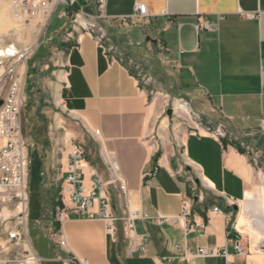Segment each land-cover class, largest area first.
Segmentation results:
<instances>
[{"label": "crops", "instance_id": "obj_1", "mask_svg": "<svg viewBox=\"0 0 264 264\" xmlns=\"http://www.w3.org/2000/svg\"><path fill=\"white\" fill-rule=\"evenodd\" d=\"M64 2L56 3L65 20L57 37H43L49 17L26 61L23 94L38 97L59 129L53 140L64 143L61 155L53 159L55 147L47 152L46 169L57 164L61 183L74 144L83 149L86 190L92 171L105 184L117 169L106 186L115 234L87 213L54 217L51 255L42 259L28 238L38 264H264V244L252 248L240 237L256 230L250 211L257 159L244 142L264 161V0ZM136 3L145 4L144 16L136 15ZM7 8L0 20L8 23ZM87 23L102 26L103 41L82 29ZM42 47L29 73L28 61ZM37 80L42 91L34 88ZM219 125L223 137L215 132ZM258 182L264 201L262 174ZM187 197L188 221L172 222ZM238 204L245 207L235 214ZM130 213L134 237L125 229ZM131 244L144 249L128 254ZM202 248L216 254L197 255Z\"/></svg>", "mask_w": 264, "mask_h": 264}, {"label": "built area", "instance_id": "obj_2", "mask_svg": "<svg viewBox=\"0 0 264 264\" xmlns=\"http://www.w3.org/2000/svg\"><path fill=\"white\" fill-rule=\"evenodd\" d=\"M8 1L13 6L16 15L22 17L23 23L37 20L38 22L34 24L36 28L45 27L48 18L56 9V3L64 2L63 0ZM73 1L64 3L71 5ZM135 12L137 16H144L146 14L145 4L136 3ZM94 27L95 24L87 23L82 29L88 32L94 31ZM95 34L99 42L106 37L102 30ZM28 50L29 47L18 49L13 43L0 47V95L4 93L0 97V139L2 140L0 144V232L4 235L3 243L0 245V264H38L40 261L35 251L26 245L28 240L24 221L28 208L26 189L30 159L22 136L20 109L23 102L22 89L25 75L22 65L27 59ZM1 82H6L7 86L5 87ZM215 132L221 137L225 135L222 125L217 126ZM67 158L66 175L61 183L60 205L56 207L54 217L63 221L69 217L70 213L76 216L87 213L90 217L96 216L103 219L106 222L107 232L115 234V218L108 202L109 189L106 186L116 181L117 169L115 167L110 169L113 178L105 184L100 181L98 173L92 171L90 186L86 190L82 178L83 149L80 145H72ZM118 187L120 191H124V185L119 184ZM94 203H97L98 207L93 210ZM192 203L191 198H185L179 216L171 221H188ZM19 206L20 209L17 210ZM3 207L16 212L5 216L1 213ZM216 209L217 207H214L213 211ZM127 217L126 232L129 237H134L136 213H130ZM138 238L140 242L145 239L143 235ZM57 244L64 246L65 239L60 238ZM9 245L18 246V252H13ZM143 249L140 245L131 244L126 252L132 254ZM235 250L238 253L242 252V246L238 240L235 242ZM226 252L225 249L222 251L224 255ZM202 254H216V252L202 248L198 250L197 255ZM76 264H86V259H80ZM227 264H231V261H227Z\"/></svg>", "mask_w": 264, "mask_h": 264}, {"label": "rangeland", "instance_id": "obj_3", "mask_svg": "<svg viewBox=\"0 0 264 264\" xmlns=\"http://www.w3.org/2000/svg\"><path fill=\"white\" fill-rule=\"evenodd\" d=\"M2 5H0V12H8V0H2ZM62 8L59 6L56 10L51 14L50 21L48 26L45 28L43 32L44 39L52 37L56 38L58 31L62 28L64 24V19L60 18L58 15ZM11 18V16H10ZM21 22V21H20ZM15 22L12 20L4 22L0 20V39H3V42L0 41V47L2 45L15 44L16 48L22 49L25 47H29L27 59L34 53L36 46L40 42L42 28H32L28 29L30 23L23 22ZM102 26L96 24L93 28L94 31L98 32L101 30ZM9 30V31H8ZM96 32V33H97ZM63 36V33L61 34ZM44 54L43 47L41 50H36V53L33 58L28 61V72L31 73L33 70L32 64L33 62L42 57ZM22 67L26 71V61ZM25 76V75H24ZM24 81V78H23ZM5 87L7 86L6 82H1ZM5 83V84H4ZM36 91H42L41 82L39 80L35 81L33 84ZM24 87V83H23ZM4 93L0 95L3 96ZM22 98L23 102L20 109V123L22 129V136L24 142L28 149V157L30 159V165L28 170V183H27V205L28 208L26 210L25 217V227H26V236L34 248L35 251L39 255L43 257L51 255L54 252L52 246L48 244V241L52 240V230L54 226L53 218L55 214V209L60 205V197H61V182H60V168H57L58 165L55 164L51 167L50 170L46 169L47 166V152H49L54 147L56 148L53 159L57 156L61 155V148L64 143L60 140L54 141L53 138H57L59 136V129L55 130L51 127V118L48 115V109L45 108L43 103L39 101L38 97H34L29 95L27 91L23 94L22 89ZM262 141L260 142V146L264 150V134H261ZM252 142H255V137ZM52 138V139H51ZM258 143L253 146H258ZM244 149H247V152L250 153L251 158L255 157L257 162H254L255 169V189L258 190V180L259 176L262 174L264 176V161L261 158L257 157L255 152H252L254 147L252 144L244 142L242 146ZM53 151V150H52ZM254 151V150H253ZM260 154V153H259ZM260 159V162H259ZM244 205L238 204L235 214L242 209H244ZM15 213L10 212L9 214ZM48 227L51 230H48ZM240 232V231H239ZM39 234L43 235L41 237ZM3 232H0V245H2L3 240ZM257 236L259 238H257ZM240 237L243 240L244 244L251 245V247H256L260 244H264L259 242L262 240V235L258 232V230H252L251 232L241 233ZM28 245V241H27ZM13 252H18V246L9 245ZM41 264H48L46 261H42Z\"/></svg>", "mask_w": 264, "mask_h": 264}, {"label": "bare ground", "instance_id": "obj_4", "mask_svg": "<svg viewBox=\"0 0 264 264\" xmlns=\"http://www.w3.org/2000/svg\"><path fill=\"white\" fill-rule=\"evenodd\" d=\"M10 6H11V4H10ZM11 9H12L13 20L15 22H20V21L23 22L22 17L16 15L15 10L13 9V6H11ZM28 27H29L28 29L36 28V27H34L33 23L30 24ZM0 41L3 42V39H0ZM254 198H255V201L253 202L252 207H251V211H250L252 226H253V228H256V230H258L260 235H262V240H260V241H261V243H264V201H263V197H261V193L258 190H255ZM19 209H20V206L17 208V210H19Z\"/></svg>", "mask_w": 264, "mask_h": 264}, {"label": "trees", "instance_id": "obj_5", "mask_svg": "<svg viewBox=\"0 0 264 264\" xmlns=\"http://www.w3.org/2000/svg\"><path fill=\"white\" fill-rule=\"evenodd\" d=\"M231 141L238 148V151H242L241 148L238 146V142H239L238 140L232 139Z\"/></svg>", "mask_w": 264, "mask_h": 264}, {"label": "water", "instance_id": "obj_6", "mask_svg": "<svg viewBox=\"0 0 264 264\" xmlns=\"http://www.w3.org/2000/svg\"><path fill=\"white\" fill-rule=\"evenodd\" d=\"M0 103H1V99H0ZM171 111H172V109L171 108H169L168 110H167V114H171ZM194 183L195 184H198V181L197 180H194Z\"/></svg>", "mask_w": 264, "mask_h": 264}]
</instances>
